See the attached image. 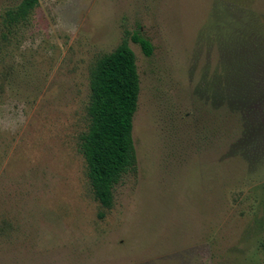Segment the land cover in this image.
<instances>
[{
    "label": "rangeland",
    "instance_id": "rangeland-1",
    "mask_svg": "<svg viewBox=\"0 0 264 264\" xmlns=\"http://www.w3.org/2000/svg\"><path fill=\"white\" fill-rule=\"evenodd\" d=\"M20 1L0 0V264H264V0H36L3 23ZM122 40L134 164L105 208L79 137L89 71ZM227 99L248 161L227 154Z\"/></svg>",
    "mask_w": 264,
    "mask_h": 264
},
{
    "label": "trees",
    "instance_id": "trees-1",
    "mask_svg": "<svg viewBox=\"0 0 264 264\" xmlns=\"http://www.w3.org/2000/svg\"><path fill=\"white\" fill-rule=\"evenodd\" d=\"M35 3L36 0H21L16 9L5 11L3 23L11 25L24 20ZM130 40L137 43L144 56L151 54L152 45L148 39L133 32ZM88 89V124L79 137V152L85 162L93 197L102 207L108 208L113 185L134 164L131 118L139 85L134 54L125 40L96 59L89 71ZM243 100H226L227 109L234 112L239 121V126L236 122L238 132L229 144L227 154L246 161L244 146L248 136L245 126L248 123L241 116L245 109ZM262 111L264 116V107Z\"/></svg>",
    "mask_w": 264,
    "mask_h": 264
}]
</instances>
